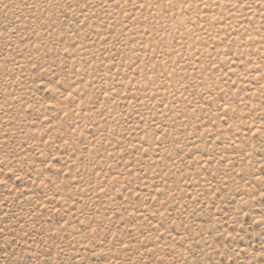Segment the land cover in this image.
Returning <instances> with one entry per match:
<instances>
[{"label": "rangeland", "instance_id": "obj_1", "mask_svg": "<svg viewBox=\"0 0 264 264\" xmlns=\"http://www.w3.org/2000/svg\"><path fill=\"white\" fill-rule=\"evenodd\" d=\"M0 264H264V0H0Z\"/></svg>", "mask_w": 264, "mask_h": 264}]
</instances>
